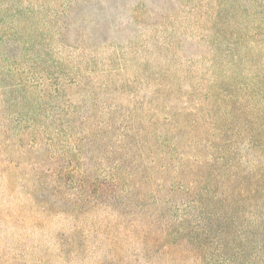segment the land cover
Masks as SVG:
<instances>
[{"label": "rangeland", "instance_id": "obj_1", "mask_svg": "<svg viewBox=\"0 0 264 264\" xmlns=\"http://www.w3.org/2000/svg\"><path fill=\"white\" fill-rule=\"evenodd\" d=\"M258 1L0 0V264H204L202 228L221 253L216 218L175 231L185 188L212 174L204 91L252 71L219 28L243 23L258 53ZM96 177L115 179V201L74 207Z\"/></svg>", "mask_w": 264, "mask_h": 264}, {"label": "trees", "instance_id": "obj_2", "mask_svg": "<svg viewBox=\"0 0 264 264\" xmlns=\"http://www.w3.org/2000/svg\"><path fill=\"white\" fill-rule=\"evenodd\" d=\"M228 6L223 7L222 13H216L214 26L224 25L222 16L229 14L225 11ZM257 8L262 19L256 21L250 34L253 36L254 33L257 40L258 53L254 50L249 53L250 42L241 44L239 41L243 23H229L219 28L231 29L233 44L240 43L238 50H228L232 66L249 63L252 71L247 69L242 77H234V80L228 76L215 78L202 97L200 112L207 116L211 114L208 117L213 122L210 138L205 142L212 149L208 157L212 174L206 177L207 182L202 181L196 189L193 186L185 188L186 192L191 189L194 197L180 217L184 226L175 232L194 231L189 225L185 226L187 218L193 219L198 227L204 226L205 218H216L227 226L219 230V233L225 234L228 228L229 233L224 236L225 246L219 244L217 251L221 253H217V257L207 250L206 228H202L200 236L204 234L202 238H197L203 248L204 264L221 261L226 251L241 255L239 264H264V29L260 28L264 25V0L258 1ZM15 130L17 141L26 138L35 142V128L16 127ZM76 179L72 177L69 180ZM84 186L83 195L76 198L79 203L74 202V207L99 206L106 204V201L111 203L115 201L116 191L119 190L113 177H96L89 184L84 183ZM205 209L207 212L203 215ZM234 232L239 236L236 237Z\"/></svg>", "mask_w": 264, "mask_h": 264}]
</instances>
